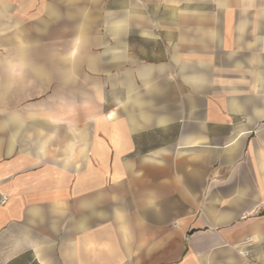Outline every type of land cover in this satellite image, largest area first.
Returning <instances> with one entry per match:
<instances>
[{"label":"crops","instance_id":"0c3cea01","mask_svg":"<svg viewBox=\"0 0 264 264\" xmlns=\"http://www.w3.org/2000/svg\"><path fill=\"white\" fill-rule=\"evenodd\" d=\"M118 4L0 0V264H264V0Z\"/></svg>","mask_w":264,"mask_h":264},{"label":"rangeland","instance_id":"374dc122","mask_svg":"<svg viewBox=\"0 0 264 264\" xmlns=\"http://www.w3.org/2000/svg\"><path fill=\"white\" fill-rule=\"evenodd\" d=\"M119 5V6H118ZM118 5H116L118 8H120V9H124L125 7H127V0H120V4H118ZM113 5L112 4H105V8L107 9V8H111ZM95 23H97L98 25H100V27L101 28H108V29H110L111 28V22L110 21H100V22H95ZM60 27H62V25H58L57 26V29H58V34H60V31H61V29H64V27L63 28H60ZM63 38V37H62ZM58 39H59V37H58ZM26 89L29 91L28 92V94L29 93H34L35 92V88H34V86L33 85H26ZM44 93H46V94H48L49 93V90L47 89V90H45L44 91ZM10 97L11 96H13V95H11V93H10V95H9ZM45 96V94L42 96V97H44ZM37 99V96H31L29 99H27V100H23V101H20L19 103H16L15 101H12V100H8V101H6V100H4V101H2L1 100V97H0V115H1V110L2 109H9V110H13V109H16V108H20V106L22 107V106H24L25 104H29V103H32L34 100H36ZM14 103V104H13ZM0 119H1V117H0ZM3 197H5V199H4V201L2 202V199H3ZM7 200V196H1L0 197V204H4L5 203V201Z\"/></svg>","mask_w":264,"mask_h":264},{"label":"built area","instance_id":"2783aa9c","mask_svg":"<svg viewBox=\"0 0 264 264\" xmlns=\"http://www.w3.org/2000/svg\"><path fill=\"white\" fill-rule=\"evenodd\" d=\"M4 199H5V197H3V199H2V202L4 201ZM244 255H248V252L246 251L245 253H244Z\"/></svg>","mask_w":264,"mask_h":264}]
</instances>
